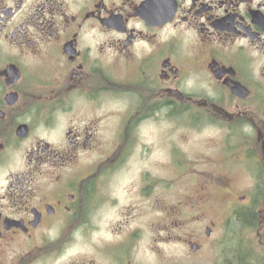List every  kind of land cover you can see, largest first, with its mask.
Instances as JSON below:
<instances>
[{
	"label": "flooded vegetation",
	"instance_id": "obj_1",
	"mask_svg": "<svg viewBox=\"0 0 264 264\" xmlns=\"http://www.w3.org/2000/svg\"><path fill=\"white\" fill-rule=\"evenodd\" d=\"M201 255L264 264V0H0V264Z\"/></svg>",
	"mask_w": 264,
	"mask_h": 264
},
{
	"label": "rangeland",
	"instance_id": "obj_2",
	"mask_svg": "<svg viewBox=\"0 0 264 264\" xmlns=\"http://www.w3.org/2000/svg\"><path fill=\"white\" fill-rule=\"evenodd\" d=\"M174 136L175 135H177V132H176V130H174V134H173ZM194 137H195V135H194ZM203 147V144H201L200 143V145L198 144V143H196V141H194V149H199V151H201L202 150V147ZM238 177H239V179H241L243 176H242V174H239L238 175ZM240 182V181H239ZM197 208H195L194 209V212H196V213H198V214H201L200 213V208H198V210H196ZM243 212V211H242ZM245 212V211H244ZM206 214V216H210L209 214H207V213H205ZM203 223V222H202ZM198 227H200V223L198 224ZM203 256L201 255V256H199V258H198V264H207V261L206 260H203Z\"/></svg>",
	"mask_w": 264,
	"mask_h": 264
},
{
	"label": "trees",
	"instance_id": "obj_3",
	"mask_svg": "<svg viewBox=\"0 0 264 264\" xmlns=\"http://www.w3.org/2000/svg\"><path fill=\"white\" fill-rule=\"evenodd\" d=\"M248 212H245L244 214H246V215H254L255 214V212H254V207H250V208H248Z\"/></svg>",
	"mask_w": 264,
	"mask_h": 264
}]
</instances>
